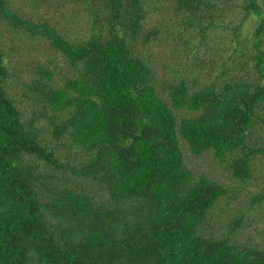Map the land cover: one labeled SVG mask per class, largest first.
Segmentation results:
<instances>
[{
  "label": "trees",
  "instance_id": "obj_1",
  "mask_svg": "<svg viewBox=\"0 0 264 264\" xmlns=\"http://www.w3.org/2000/svg\"><path fill=\"white\" fill-rule=\"evenodd\" d=\"M4 38L0 264H264V0H0Z\"/></svg>",
  "mask_w": 264,
  "mask_h": 264
},
{
  "label": "rangeland",
  "instance_id": "obj_2",
  "mask_svg": "<svg viewBox=\"0 0 264 264\" xmlns=\"http://www.w3.org/2000/svg\"><path fill=\"white\" fill-rule=\"evenodd\" d=\"M40 12H42V10H40ZM44 14H45V17H47V19H49L50 18V16H51V14H52V12L50 11V10H47L46 12H43ZM218 14H220V15H222V13H218ZM163 13L162 12H158V13H156V14H150L147 18L148 19H150V20H152V23L154 24V23H157L158 22V20L160 21L161 20V18L163 17ZM223 19V18H222ZM223 20H225V19H223ZM5 34L7 35L8 33L7 32H5ZM10 37H11V34H10ZM1 43V42H0ZM3 45H5L6 47L8 46V45H10V41L8 40V39H3V43H1V46H0V48L3 46ZM9 47V46H8ZM166 49V48H165ZM6 50V49H5ZM164 50V49H163ZM167 52L168 51H166V52H163L162 54H163V58H168L167 57ZM161 73H164V71H160V74ZM263 113H264V106H263ZM197 163L201 166V167H203L204 169H206L207 171H209V172H211V173H213V174H215V176L216 177H218L219 175H220V177L219 178H222L221 177V173H222V166H221V164L219 163V162H216V160L214 159V158H212V159H210V157H208V156H205V157H203V158H198L197 159ZM223 172H224V169H223Z\"/></svg>",
  "mask_w": 264,
  "mask_h": 264
}]
</instances>
